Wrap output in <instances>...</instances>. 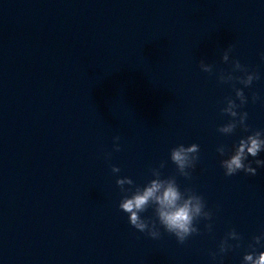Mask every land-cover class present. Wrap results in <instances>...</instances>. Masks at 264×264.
<instances>
[{"label": "water", "instance_id": "obj_1", "mask_svg": "<svg viewBox=\"0 0 264 264\" xmlns=\"http://www.w3.org/2000/svg\"><path fill=\"white\" fill-rule=\"evenodd\" d=\"M262 54L264 0H0V264H220L210 253L233 228L243 240L222 264H242L264 232V167L226 177L216 149L264 130V102L251 100L264 98ZM232 59L261 78L235 85L250 131L224 135L235 92L217 74ZM193 143L185 180L169 154ZM161 161L213 212L182 245L163 228L159 239L137 231L118 207L116 179L143 186Z\"/></svg>", "mask_w": 264, "mask_h": 264}, {"label": "clouds", "instance_id": "obj_2", "mask_svg": "<svg viewBox=\"0 0 264 264\" xmlns=\"http://www.w3.org/2000/svg\"><path fill=\"white\" fill-rule=\"evenodd\" d=\"M233 45H229L222 54V61L229 63L230 53ZM264 60V54L261 55ZM201 71L213 74V64L199 61ZM242 75H235V73ZM260 74L241 64L239 59L231 60V71L225 73L223 69L217 74V81L220 84H231L235 92V98L226 97L225 106L220 109L222 115L230 117L227 123L219 126L217 131L224 135H232L237 128L249 132L247 124L248 112L240 111L248 103V97L243 88H249L254 81L259 80ZM243 85L238 88L235 85ZM253 103L258 100L264 102L258 93L253 92L251 96ZM239 101V103H237ZM114 141H119L120 137H114ZM114 150L120 151L119 143H114ZM220 157L227 158L220 160V166L224 169V175L231 177L239 172L255 176L257 169L264 167V159H255L264 151V130L251 131V134L241 137L239 141L228 149L221 145L216 149ZM111 153H106V158H110ZM251 156L253 160H249ZM169 158L176 166V172L185 180L192 179V172L195 170L200 160V146L196 143L185 146L179 144L170 150ZM253 163L256 167H253ZM166 166V161H161L158 167L150 168L153 177L143 186L136 185L130 177H118L116 185L124 193L118 205L119 209L127 214L129 224L141 233H146L152 239H159L160 228L173 235L179 244H184L192 235H199L200 229L197 224L200 220L211 221L213 212L207 208L204 197L198 194L193 188L185 187L183 190L177 183L175 175L164 177L162 169ZM113 174L120 173L118 166H111ZM127 185L128 187H125ZM152 208L153 218H146L142 214ZM205 228L211 232L212 224L208 223ZM243 237L234 228L230 229L220 240L218 251L210 253L214 261L220 258L222 264L223 255L233 248H239ZM253 242L248 245L251 251L246 252L242 257V264H264V251H257L256 246L264 248V232L252 238ZM229 241H236L235 244Z\"/></svg>", "mask_w": 264, "mask_h": 264}]
</instances>
